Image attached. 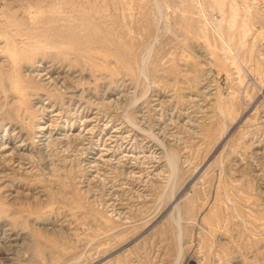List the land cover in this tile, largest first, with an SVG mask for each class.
I'll return each mask as SVG.
<instances>
[{
    "label": "rangeland",
    "instance_id": "374dc122",
    "mask_svg": "<svg viewBox=\"0 0 264 264\" xmlns=\"http://www.w3.org/2000/svg\"><path fill=\"white\" fill-rule=\"evenodd\" d=\"M255 3L0 0V264H264Z\"/></svg>",
    "mask_w": 264,
    "mask_h": 264
},
{
    "label": "bare ground",
    "instance_id": "6f19581e",
    "mask_svg": "<svg viewBox=\"0 0 264 264\" xmlns=\"http://www.w3.org/2000/svg\"><path fill=\"white\" fill-rule=\"evenodd\" d=\"M75 6L77 7H79V6H82V5H76L75 4ZM83 8H81V7H79L78 8V11H77V22H79V24H80V26H83V27H85L86 29H88V30H91V31H97V30H99V28H98V25H96V24H93V18H92V16L95 18V14L98 16V20H101V8H96V5H94V4H90V3H87V4H85L84 6H82ZM81 8V9H80ZM104 10V9H103ZM103 12V11H102ZM40 13V12H39ZM105 14V13H104ZM3 16V15H2ZM96 16V17H97ZM37 17V16H36ZM108 17V16H107ZM5 19V18H4ZM109 19V18H108ZM7 20V19H6ZM23 23L21 22L20 24H19V26L20 27H23ZM38 25V24H37ZM5 26V25H4ZM38 27V26H37ZM107 27V26H106ZM10 28V27H9ZM17 29H18V27H17ZM34 30V29H33ZM22 31V30H21ZM101 31V30H100ZM34 32H36V31H34ZM66 33H67V30H66ZM18 34V33H17ZM34 33L33 32H29V33H27L26 34V38H29L28 40H30V38H31V40H32V38H34V39H36V35H33ZM64 34V33H63ZM69 34V33H68ZM67 34V35H68ZM71 34V33H70ZM69 34V35H70ZM80 34H82V32L80 33ZM19 35V34H18ZM47 35V34H46ZM68 35V36H69ZM84 35V34H83ZM19 36H21V34L19 35ZM63 37V36H62ZM75 37V39H76V37H77V34H72V40H73V38ZM26 38H24V39H26ZM39 38V37H38ZM37 38V39H38ZM33 39V40H34ZM48 39H52V38H48ZM22 40H23V37H22ZM56 40V39H55ZM59 40V39H58ZM70 41V40H69ZM88 46H95V45H101V39H91L90 37H88V38H86L85 37V39L83 40ZM25 42V41H24ZM31 41H27V43H30ZM59 42V41H58ZM72 42V41H71ZM26 43V44H27ZM51 43H53V45L55 44V46H57V44H59V43H61L62 44V42H59V43H57V42H55V41H50V44ZM57 43V44H56ZM65 43V42H64ZM30 45V44H29ZM36 46V45H35ZM60 46V45H59ZM62 46V45H61ZM68 46H70V45H68ZM77 46V45H76ZM81 46V45H80ZM86 47V46H85ZM50 48H52L51 46H50ZM75 49V48H74ZM73 50V49H72ZM89 51V50H88Z\"/></svg>",
    "mask_w": 264,
    "mask_h": 264
},
{
    "label": "crops",
    "instance_id": "0c3cea01",
    "mask_svg": "<svg viewBox=\"0 0 264 264\" xmlns=\"http://www.w3.org/2000/svg\"><path fill=\"white\" fill-rule=\"evenodd\" d=\"M255 4L262 7L264 5V0H257V3Z\"/></svg>",
    "mask_w": 264,
    "mask_h": 264
}]
</instances>
